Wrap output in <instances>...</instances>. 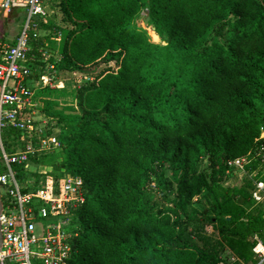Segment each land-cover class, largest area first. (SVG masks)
Returning <instances> with one entry per match:
<instances>
[{"label":"trees","instance_id":"trees-1","mask_svg":"<svg viewBox=\"0 0 264 264\" xmlns=\"http://www.w3.org/2000/svg\"><path fill=\"white\" fill-rule=\"evenodd\" d=\"M48 2L61 19H35L29 84L44 70L43 54L57 77L86 81L68 106L53 97L57 89L36 92L45 135L59 146L32 162L51 174L20 176L31 189L51 175L81 180L84 202L65 227L69 264L250 258L252 238L264 243V215L250 209L255 198L231 162L264 158V0ZM145 11L160 44L136 25ZM63 31L56 58L45 41ZM200 195L209 209L192 207Z\"/></svg>","mask_w":264,"mask_h":264},{"label":"built area","instance_id":"built-area-1","mask_svg":"<svg viewBox=\"0 0 264 264\" xmlns=\"http://www.w3.org/2000/svg\"><path fill=\"white\" fill-rule=\"evenodd\" d=\"M47 1L0 0L5 13L23 8L27 12L25 27L14 44L0 39V264H69L72 248L65 227L70 209L84 202L78 178L66 174L58 183L31 189V182L20 176L30 171L35 156L59 146L55 136L45 135L48 121L39 116L36 97L38 90L56 89L58 84L48 55L43 54V72L29 84L30 42L39 37L35 19L47 21ZM41 221L48 223L43 226ZM37 226H41L40 235L35 234ZM253 241L250 258L243 260L227 252L218 264H264V243L257 236Z\"/></svg>","mask_w":264,"mask_h":264},{"label":"rangeland","instance_id":"rangeland-1","mask_svg":"<svg viewBox=\"0 0 264 264\" xmlns=\"http://www.w3.org/2000/svg\"><path fill=\"white\" fill-rule=\"evenodd\" d=\"M47 10L49 12V22L53 23H60L61 14L58 12V10L54 7H52L51 2L47 1ZM147 15V12H143L138 20L136 21V25L138 27L144 28L147 30L149 36L151 32V27H147L143 23V17ZM26 16L27 12L26 9H18L15 12L11 10L9 13H5L3 10L0 9V21L2 24L1 31H5V34L3 36V41L8 42L10 44H14L17 35L24 29L26 24ZM150 30V31H149ZM66 31H63L56 37H51L45 41L44 49L48 54H53L56 58H60L61 55V46L63 43V40L65 38ZM151 38V36H150ZM153 41V39L151 38ZM154 43L160 44V39L158 41H153ZM47 58V56H45ZM86 80L81 78L78 74H72V75H62V77H58V84L56 89L58 90L57 93L53 96L57 100H59L60 107L61 106H68L70 104H74V96H75V90L77 86L81 83H84ZM33 86H36L35 83ZM40 116V115H39ZM41 117V116H40ZM38 119V116H37ZM48 121V120H47ZM258 154V153H257ZM260 159V160H258ZM236 163L232 164V166H236V170H234L233 174H242L243 175V181L244 186L247 189L249 193L253 195L255 198V204L250 207V209L254 208L257 210H260L263 212L264 215V158L257 157V155L252 154V156L249 159H236L234 160ZM256 163V169L254 170H248L247 172H244L245 167L248 166L250 163ZM207 169V168H206ZM52 167L49 165H40L38 167H31L29 172H33L36 174L45 175L47 173L51 174ZM208 170V169H207ZM166 175H170V171L168 170ZM52 177L49 179L50 183L53 182V178H57L58 175H51ZM65 176H59L57 179V183L61 180H64ZM262 183L260 186L259 184ZM192 207L196 210H204L209 209V205L207 203V200L205 196L200 195L198 197H195L193 199ZM71 216V215H70ZM48 221H41V225H46ZM211 229H208V233H211ZM35 234L40 235L41 234V226H37ZM68 234H70L68 232ZM72 235L70 234V239ZM253 239V238H252ZM31 250L35 251L37 250L35 247L31 246ZM229 254V252L227 253ZM226 254V255H227Z\"/></svg>","mask_w":264,"mask_h":264},{"label":"water","instance_id":"water-1","mask_svg":"<svg viewBox=\"0 0 264 264\" xmlns=\"http://www.w3.org/2000/svg\"><path fill=\"white\" fill-rule=\"evenodd\" d=\"M151 29H152V31L155 32V29L154 28H151ZM2 208H3V203H2V200H1V197H0V213L2 211ZM1 241H2V235H1V226H0V247H1Z\"/></svg>","mask_w":264,"mask_h":264},{"label":"bare ground","instance_id":"bare-ground-1","mask_svg":"<svg viewBox=\"0 0 264 264\" xmlns=\"http://www.w3.org/2000/svg\"><path fill=\"white\" fill-rule=\"evenodd\" d=\"M150 31V30H149ZM150 36H151V38L153 39V41H158L159 40V38H158V36L156 35V33L154 32V31H152L151 30V32H150Z\"/></svg>","mask_w":264,"mask_h":264},{"label":"crops","instance_id":"crops-1","mask_svg":"<svg viewBox=\"0 0 264 264\" xmlns=\"http://www.w3.org/2000/svg\"><path fill=\"white\" fill-rule=\"evenodd\" d=\"M5 31L1 32L0 39L3 38Z\"/></svg>","mask_w":264,"mask_h":264},{"label":"flooded vegetation","instance_id":"flooded-vegetation-1","mask_svg":"<svg viewBox=\"0 0 264 264\" xmlns=\"http://www.w3.org/2000/svg\"><path fill=\"white\" fill-rule=\"evenodd\" d=\"M1 29H2V24H1V21H0V35H1Z\"/></svg>","mask_w":264,"mask_h":264}]
</instances>
